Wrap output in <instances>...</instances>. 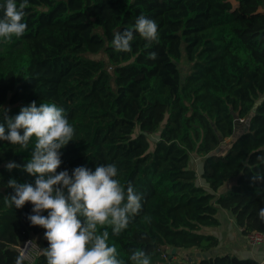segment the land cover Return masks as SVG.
<instances>
[{"label":"trees","instance_id":"trees-1","mask_svg":"<svg viewBox=\"0 0 264 264\" xmlns=\"http://www.w3.org/2000/svg\"><path fill=\"white\" fill-rule=\"evenodd\" d=\"M25 11L24 36L0 42L6 131L5 113L15 117L32 101L64 108L77 140L60 150L57 171L115 164L121 183L142 195L128 230L146 237L151 264H264L216 253L218 236L202 231L219 225L221 208L242 234L264 232V0H29ZM141 14L157 23L159 44L146 48L136 33L131 53L116 52L114 33ZM31 151L0 140V264H27L16 245L29 237L41 245L33 264H47L46 230L27 219L32 204L5 202L14 194L9 179L34 185V176L6 167ZM108 230L132 264L127 244Z\"/></svg>","mask_w":264,"mask_h":264},{"label":"clouds","instance_id":"clouds-1","mask_svg":"<svg viewBox=\"0 0 264 264\" xmlns=\"http://www.w3.org/2000/svg\"><path fill=\"white\" fill-rule=\"evenodd\" d=\"M29 0H3L0 4V42L11 43L28 30L24 22ZM136 33L146 41L145 47L159 44L160 33L155 20L139 15L131 28L114 33L112 46L118 53H131ZM155 60V51L148 53ZM0 123V140L19 146L20 151L32 149L26 163H7L9 171L21 168L35 177L32 183L9 179L14 194L6 204L20 209L32 204L27 219L32 226L45 229L48 247L44 249L47 264H125L111 236H119L142 211V195L131 182L126 187L118 179L115 164H100L94 171L77 166L71 174L57 171L62 164L61 149L76 141V132L69 123L65 109L55 103L32 101L21 107L15 117L4 115ZM47 215H44V212ZM258 216L264 221V208ZM145 219H149L145 217ZM132 264H151L143 250L134 251ZM17 264H20L19 260Z\"/></svg>","mask_w":264,"mask_h":264},{"label":"crops","instance_id":"crops-1","mask_svg":"<svg viewBox=\"0 0 264 264\" xmlns=\"http://www.w3.org/2000/svg\"><path fill=\"white\" fill-rule=\"evenodd\" d=\"M217 218L219 220L218 226L202 228L203 232L218 236L219 244L215 249L216 253H231L240 257L264 259V245L251 248L229 212L220 208L217 212Z\"/></svg>","mask_w":264,"mask_h":264},{"label":"rangeland","instance_id":"rangeland-1","mask_svg":"<svg viewBox=\"0 0 264 264\" xmlns=\"http://www.w3.org/2000/svg\"><path fill=\"white\" fill-rule=\"evenodd\" d=\"M93 58H103L104 55L102 53L90 55ZM178 68L180 70L181 77L183 78L189 70V63L185 60L184 56L177 62ZM150 138H154L155 135L149 134ZM197 158L193 159L190 163V166L197 168ZM121 240L127 244L130 251L133 253L136 250H143L145 253L152 251V248L146 244V237L141 234H134L126 229L123 233L120 234ZM188 251H181L176 256V259H180L182 256L186 255Z\"/></svg>","mask_w":264,"mask_h":264},{"label":"built area","instance_id":"built-area-1","mask_svg":"<svg viewBox=\"0 0 264 264\" xmlns=\"http://www.w3.org/2000/svg\"><path fill=\"white\" fill-rule=\"evenodd\" d=\"M246 243L251 247L264 245V232L251 231L245 234ZM20 257L27 263L33 264L41 250L40 243L34 238H27L16 245Z\"/></svg>","mask_w":264,"mask_h":264},{"label":"water","instance_id":"water-1","mask_svg":"<svg viewBox=\"0 0 264 264\" xmlns=\"http://www.w3.org/2000/svg\"><path fill=\"white\" fill-rule=\"evenodd\" d=\"M175 252V248H172L171 250V253H174ZM214 251L212 250H209V251H206V252H203V253H200V252H196L195 253V257H207L209 255H211ZM192 259V253H189V257H188V260H191Z\"/></svg>","mask_w":264,"mask_h":264}]
</instances>
